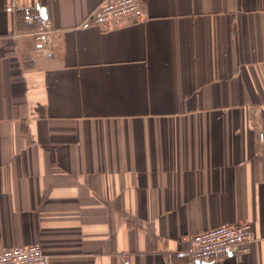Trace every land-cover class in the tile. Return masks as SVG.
<instances>
[{
    "label": "crops",
    "instance_id": "obj_1",
    "mask_svg": "<svg viewBox=\"0 0 264 264\" xmlns=\"http://www.w3.org/2000/svg\"><path fill=\"white\" fill-rule=\"evenodd\" d=\"M102 1L0 0V245L193 264L184 237L246 223L216 264H264V0H137L110 31Z\"/></svg>",
    "mask_w": 264,
    "mask_h": 264
},
{
    "label": "built area",
    "instance_id": "obj_2",
    "mask_svg": "<svg viewBox=\"0 0 264 264\" xmlns=\"http://www.w3.org/2000/svg\"><path fill=\"white\" fill-rule=\"evenodd\" d=\"M143 9L137 0H103L88 16L87 21L102 31H110L138 22ZM25 21L36 27L34 45L40 50L46 37L53 32L51 22L42 15L30 13ZM39 51V52H40ZM41 53V52H40ZM252 241L249 224H228L186 236V255L193 263L216 264L226 258H240ZM47 258L39 245L6 248L0 245V264H46ZM129 260L126 258L125 263Z\"/></svg>",
    "mask_w": 264,
    "mask_h": 264
},
{
    "label": "water",
    "instance_id": "obj_3",
    "mask_svg": "<svg viewBox=\"0 0 264 264\" xmlns=\"http://www.w3.org/2000/svg\"><path fill=\"white\" fill-rule=\"evenodd\" d=\"M196 264H199V263H196Z\"/></svg>",
    "mask_w": 264,
    "mask_h": 264
}]
</instances>
